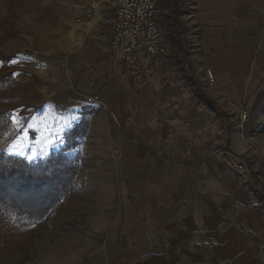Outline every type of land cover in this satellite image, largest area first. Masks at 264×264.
I'll return each mask as SVG.
<instances>
[{
	"label": "crops",
	"instance_id": "crops-1",
	"mask_svg": "<svg viewBox=\"0 0 264 264\" xmlns=\"http://www.w3.org/2000/svg\"><path fill=\"white\" fill-rule=\"evenodd\" d=\"M113 1L72 0L75 12H87L75 25L66 63L76 99L92 109L87 97L98 95L106 122L109 113L118 118L103 133L106 170L121 182L119 200L110 198L96 228L119 236L94 262L264 264V200L257 190L264 189V121L258 120L264 111L250 109L264 87V0H194L191 15L178 3L180 21L189 16L198 24L188 35L181 23V38L191 42L189 68L215 108L185 82L167 37L159 69L148 67L143 77L126 71L110 49L105 20ZM233 159L244 163V177L230 166Z\"/></svg>",
	"mask_w": 264,
	"mask_h": 264
},
{
	"label": "rangeland",
	"instance_id": "rangeland-1",
	"mask_svg": "<svg viewBox=\"0 0 264 264\" xmlns=\"http://www.w3.org/2000/svg\"><path fill=\"white\" fill-rule=\"evenodd\" d=\"M179 1L189 14L196 12L194 0H177V5ZM85 11L75 12L72 0L3 1L0 57L5 60L0 58V75L9 77L0 87V110L9 112L10 125L0 145L7 155L27 161L26 155L35 156L29 161L32 163L64 150L67 157L78 161L79 170L75 190L42 219L35 223L15 219L1 227L4 234L0 238V264H96L94 261L116 247L118 231L96 228L98 217L103 219L109 211L110 198L119 200L121 182L111 181L106 170L108 145L103 133L108 123H116L110 113L106 122L100 105L88 109L76 99L71 86L72 70L66 64L77 41L73 30ZM164 12L159 7L165 42ZM178 13L179 10L177 19L185 32L196 34L198 24L193 23V17L180 21ZM180 39L186 49L191 47V42ZM258 94L263 99L254 111H264V87ZM242 110L247 112L244 105L239 112ZM79 113L82 117H78ZM17 119L19 124L15 122ZM258 120L263 122L264 118ZM25 135L27 139H23ZM16 141L22 143L25 155L7 151Z\"/></svg>",
	"mask_w": 264,
	"mask_h": 264
},
{
	"label": "trees",
	"instance_id": "trees-1",
	"mask_svg": "<svg viewBox=\"0 0 264 264\" xmlns=\"http://www.w3.org/2000/svg\"><path fill=\"white\" fill-rule=\"evenodd\" d=\"M0 0V12L3 10ZM163 7V19L167 24V38L171 41L170 57L173 62L184 65L181 71L185 82L205 106L215 105L205 96L188 65L186 48L181 43V25L177 19V0H158ZM167 11V12H166ZM5 60V57H0ZM7 75H0V87L7 81ZM263 99L258 94L252 105L256 109ZM10 116L7 110H0V139L7 132ZM70 145L67 146V149ZM79 170L76 159L67 157L64 150L52 152L36 163L19 156L7 155L0 145V238L2 226L13 220L35 223L42 219L59 201L75 190V177ZM260 200H264V189L257 186ZM264 208V201L262 204Z\"/></svg>",
	"mask_w": 264,
	"mask_h": 264
},
{
	"label": "built area",
	"instance_id": "built-area-1",
	"mask_svg": "<svg viewBox=\"0 0 264 264\" xmlns=\"http://www.w3.org/2000/svg\"><path fill=\"white\" fill-rule=\"evenodd\" d=\"M113 14L105 20L110 30V49L121 56L126 71L143 77L148 67L159 69L167 51L159 24L158 0H115ZM98 95L88 96L87 104L100 103ZM112 121L118 123L110 113ZM247 112H239L240 123H245ZM230 166L242 177L246 175L243 162L234 160Z\"/></svg>",
	"mask_w": 264,
	"mask_h": 264
},
{
	"label": "snow or ice",
	"instance_id": "snow-or-ice-1",
	"mask_svg": "<svg viewBox=\"0 0 264 264\" xmlns=\"http://www.w3.org/2000/svg\"><path fill=\"white\" fill-rule=\"evenodd\" d=\"M17 124H19V119L15 121ZM23 139H27V136L25 135ZM46 139V138H45ZM7 151L9 154H15V155H25V152L23 151V145L20 141H16L8 146ZM36 157L33 155H26V159L29 161L34 160Z\"/></svg>",
	"mask_w": 264,
	"mask_h": 264
}]
</instances>
